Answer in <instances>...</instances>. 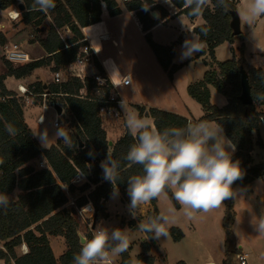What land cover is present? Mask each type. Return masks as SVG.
Returning <instances> with one entry per match:
<instances>
[{
	"label": "trees",
	"instance_id": "1",
	"mask_svg": "<svg viewBox=\"0 0 264 264\" xmlns=\"http://www.w3.org/2000/svg\"><path fill=\"white\" fill-rule=\"evenodd\" d=\"M32 3L33 0H23V3L21 0H0L1 11L24 6L21 22L32 30V42L38 43L47 53V57L43 59L19 66L5 61L6 73L0 76V193L16 196L6 210H0V262L72 264L73 254L80 250L81 238H90L92 234L88 225H82L78 210L91 205L94 209L92 221H96V224L109 217L106 203L112 197L113 185L103 178L100 166L107 153H111L112 158L120 163L117 180L119 190H127L130 176L142 174V166H129L124 160L130 145L136 142L126 123L122 120L119 124L116 119L99 114L102 102L110 98L113 86L111 83L100 85L94 78L106 77L107 72L113 70L112 64L107 63V69L104 70L99 61L94 59L93 67L87 71V78L84 80L69 76L61 84L37 82L28 88L36 95L48 94V104L62 108L61 116L68 122L67 131L76 145L73 148H67L60 140L48 149L43 148L25 123L24 100L18 98L15 92L9 91L4 82L7 77H30L36 70L44 67H50L54 73L69 71L74 67L78 75L76 58L80 49L86 45L82 30L101 22V4L106 5L111 17H118L122 11L116 0H55V8L47 13L28 11ZM174 3L178 10L175 15H184L192 21L201 17L205 22L196 27L194 33L202 45H206L199 57L209 55L211 59L205 63L209 69L203 79L188 87V95L203 109L204 116L200 120L221 125L224 135L236 145L233 160L240 162L242 170V177L232 185L233 195L223 202L227 238L225 258L221 264H236L239 249L233 233L237 219L234 189H245L264 177V161L254 164L252 156L255 146L264 149L259 134L264 111L256 109V106L264 107V99H260L264 96V70L246 64L243 33L233 36L230 23L232 13L237 12L234 0H227L228 10L218 7L216 0H209L199 16L189 14L184 0H174ZM126 9L133 13L158 64L172 81L174 74L182 67L173 65L177 43L170 47L160 46L154 42L151 34L155 26L161 22L166 23L172 16L151 0L126 2ZM153 12H158L159 18L153 19ZM66 28L71 37L62 36V31ZM0 43H5L1 35ZM226 43H240V46L233 50L231 60L217 62L215 50ZM243 69L249 78L253 98L251 106H243L239 99ZM112 78L115 84H121L122 79L117 73ZM210 87L227 99L225 107L219 108L211 103ZM37 100L41 98L35 101ZM136 109L139 117L151 118L154 126L161 131L170 127H183L189 122L188 118L157 108ZM9 126L15 130L14 133L8 131ZM112 128L119 131L124 129L122 136L115 142L108 136V131ZM90 151L93 153L91 156ZM33 163H38V166ZM40 163H45V167L41 168ZM79 174L85 178V183L75 186L72 181ZM164 193L179 210L180 205L173 198L171 190L166 189ZM149 203L153 212L148 214V218L158 216V199ZM170 233L176 241L183 238L178 228L171 229ZM150 235L151 233L146 234ZM59 237L64 239L67 249L62 256L56 258L50 239ZM149 239L152 241L153 238ZM23 245L27 247L26 254L19 253ZM143 245L146 247L147 244ZM139 260L145 264L154 263L153 258L146 260L139 257ZM121 264H132L127 252L121 254Z\"/></svg>",
	"mask_w": 264,
	"mask_h": 264
},
{
	"label": "clouds",
	"instance_id": "2",
	"mask_svg": "<svg viewBox=\"0 0 264 264\" xmlns=\"http://www.w3.org/2000/svg\"><path fill=\"white\" fill-rule=\"evenodd\" d=\"M165 3L175 9L174 0H165ZM208 4L209 0H184V6L192 16L201 15ZM216 4L228 10L227 0H216ZM55 6V0H33L28 11L47 13ZM14 15L20 13L17 11ZM239 15L242 23L250 26L255 35L253 25L264 17V0H244ZM202 50L198 36L190 34L182 44L181 59L193 57ZM117 72L119 70L113 68L110 77ZM260 99H264V96ZM121 106L126 127L136 140L130 145L124 160L129 166H142V174L132 175L127 180L126 191L130 200L128 209L133 218L137 217L136 209L139 206L159 198L166 189L171 190L173 198L181 205L188 219H195L197 212L207 213L218 208L233 195L232 185L242 177V170L240 162L233 160L236 145L224 135L221 125L198 120L189 121L183 127H170L161 131L148 119L128 111L123 101ZM8 131L14 133L15 130L9 126ZM34 135L39 137L41 146L45 148H48L49 139L63 141L67 148L76 146L63 125L57 128L52 138H49L46 128ZM89 155L93 153L90 151ZM100 166L103 178L113 185V192L118 194L120 163L108 152ZM15 197L0 193V210H6ZM169 223L170 217L160 214L140 220L136 227L141 232L151 233L146 240L159 239L162 236L168 237ZM253 226L259 233H264V217L253 222ZM127 233V228L109 229L98 225L90 238H81L80 250L73 254L72 264H113V257L128 251L130 247Z\"/></svg>",
	"mask_w": 264,
	"mask_h": 264
},
{
	"label": "crops",
	"instance_id": "3",
	"mask_svg": "<svg viewBox=\"0 0 264 264\" xmlns=\"http://www.w3.org/2000/svg\"><path fill=\"white\" fill-rule=\"evenodd\" d=\"M151 1L156 2L172 16L171 18H168L166 20V23L161 22L151 30L152 38L154 42L157 43L158 45L163 47H170L174 43H177V47L175 49V57L173 59V65L182 66V67L174 74L172 81L168 79L167 74L160 67L155 55L151 51L148 44H146L147 42L145 40V34L140 30L133 16V13L129 12L126 9L125 1L116 0L122 11V14L119 15L118 17H111L108 13L106 5L101 4V11H102L101 22L97 25L83 29L82 33L84 34L85 38H87L88 41H90V44L93 45L95 50V58L103 66L104 70L107 69L105 66L107 63H111L113 68L119 70V73L117 72V74L118 76L121 77L122 83L118 86L117 90L120 93V98L127 106L128 111L130 112L134 111L139 116V113L136 108L144 107L146 108V110H149L150 108H157L160 110H164L188 118L189 121H193V122L198 121L204 116L203 109H202L203 113H201L200 116L195 117L194 115H192L190 109L188 108V105H186L184 101L188 99L187 98L188 87L192 84L200 82L203 79L204 74L209 69V67H207L205 63L210 62L211 59L209 55L199 57L200 52H198L196 55L188 59H181L180 54L182 51V44L185 41V39L189 38L190 34H195L194 29L196 27L204 25L205 22L201 17H198L192 21L184 15H180V16L175 15L178 12V10L176 8L173 9L172 7H170L169 4L165 3V0H151ZM234 1L237 3V13L239 15L242 12L244 0H234ZM157 18H159V13L157 15ZM181 21L183 22L184 25H182ZM240 23H241V32L244 35L245 62L247 65L258 69L260 68L259 66L264 63L263 61L264 51L260 50V49H264V18L261 17L253 25L255 35H253L252 28L242 23L241 19H240ZM63 33H65L66 38L71 37V33L67 28L62 31V35ZM0 35L3 37L5 41L3 45L0 43V49H1L0 58L3 53L2 52L3 47L5 45H10V44H19L23 51H25L26 48L25 52L30 56L31 62L47 57V53L40 45H38V43L33 45L27 44L28 46H26L25 42L28 43L27 42L28 40H26L27 38H25L26 34L14 38L11 33H8V29H6L3 26H0ZM102 36L105 37L103 40L100 39V37ZM21 38L23 39V41H25L24 44H22L23 42L19 40ZM16 41H19L20 43ZM31 46L35 48L36 47L39 48L40 54L33 55L35 58H32L31 53L34 52H32V50L29 48ZM239 46L240 43H236L234 45L226 43L219 46L215 50V56L217 62H224V61L226 62V60L229 61L228 59L233 58V50H237ZM40 49L42 51H40ZM202 49H206V45H202ZM221 49H223V52H221ZM29 50H31V53L29 52ZM13 65L19 66L16 64ZM44 68H49L51 70L50 67H44ZM44 68L36 70L30 77L24 79L7 77L4 82L5 86L9 91L15 93L17 92L19 86L29 88L31 85H34L39 81H42V78L47 75L45 74L46 70H43ZM62 71H59V73H61ZM67 72L69 73V76L73 77L71 70ZM5 73L6 71L0 72V76L4 75ZM42 73L43 75H41ZM54 74L55 73L53 72L51 83H54ZM69 76H66L65 79H62V83L66 82ZM181 77L183 78L181 79ZM213 91H214L213 87H210L211 103L219 108L225 107L228 103L227 99L221 94H215L214 96ZM181 94L184 97V99H182ZM190 105H193L192 102H190ZM256 109L257 110L264 109V107L256 106ZM31 113H34V110ZM28 117L31 119L30 113L24 110L25 123L28 125V127L30 128V130L34 135V133L37 132L36 130L37 127L35 129L31 127ZM119 117L121 118V120H124V122L126 123V118L122 106H120L119 108ZM143 118L148 119L154 125V122L151 118L145 116ZM35 123L36 125H38L36 120ZM263 125L264 124H261V126ZM38 126L41 127L40 125ZM122 134H123L122 131H119L115 128H112L108 131L109 139L113 142L117 141L122 136ZM34 137L41 145V141L39 137L37 135H34ZM254 137L256 138V136ZM56 142H57L56 139H51L50 141H48V148L55 145ZM255 155L256 152L254 150L252 153L253 161L254 164H258L261 161L256 162ZM260 180H264V177L256 180L253 184H255L257 181ZM253 184L246 187L245 189L248 190L251 189ZM116 195L119 196L124 208V214L116 215L118 216L117 220L119 221L118 227L121 229L127 228L128 232L132 231V233H137L139 235L141 234L140 241L142 245L144 243L147 244L146 247H144V245L143 247L148 248V247H152L153 245V247L151 248V250H153L154 247L159 245L158 239L153 238L152 241L150 239L146 240L147 237L146 234L144 232L139 231L136 227L137 224L135 223L137 219L138 220L145 218L148 219V214L153 212V207L151 206V204L148 202L146 204H142L141 206H139L136 209V216L137 217L139 215L140 216L138 218L137 217L133 218L130 215L128 209L130 200L127 191L125 190L123 192L119 190L118 194H115L113 192L112 197ZM164 195L165 193L161 194V196L157 198L158 215L161 214L159 204H160V200L163 199L165 200ZM110 200L106 203V209L109 217L108 219H104L100 221L98 225H103L114 219V215L110 213L108 209ZM263 201H264V192L262 194V202ZM174 213H176V215L179 216L178 219L180 220L178 226L179 229L181 228L182 224H186L185 222H187L184 221V218H186V220H190L186 217L181 205L179 210L175 208ZM202 214H204V212L196 213L195 217ZM236 214H237V219L233 226V231L235 234H236L235 232L236 228L239 227L237 226L239 222V214L238 213ZM98 225L96 224V227ZM183 236L185 235L183 234ZM246 240H248L247 235H246ZM196 243L198 244L199 242ZM50 244L56 258L62 256L67 249L64 239L60 237L51 238ZM238 244H241V242L238 241ZM23 246L27 249L25 245ZM23 246L21 247L22 253H23ZM1 247H2V243L0 242V248ZM242 249L243 247H240L239 253H244ZM127 253L129 254V252ZM129 256L132 260V264H136L130 254ZM139 257H142V255L140 254L137 257V260H139ZM140 262H139L140 264L144 263L142 261ZM221 262L222 261H219L217 263L216 260H214L212 257H209L204 261H199L198 264H221ZM184 263L190 264L186 261ZM1 264H3V262H1ZM113 264H121V255H119L117 259H113ZM153 264H156V262L154 261ZM191 264H196V263H191Z\"/></svg>",
	"mask_w": 264,
	"mask_h": 264
},
{
	"label": "rangeland",
	"instance_id": "4",
	"mask_svg": "<svg viewBox=\"0 0 264 264\" xmlns=\"http://www.w3.org/2000/svg\"><path fill=\"white\" fill-rule=\"evenodd\" d=\"M11 10L12 9L3 12H1L0 10V26H3L6 29H8V33H11L14 38L26 34L27 37L25 36V38H27L26 40H28L27 41L28 43L23 41L22 38L19 39L21 42H23L22 44H24L25 42L26 46L37 44L32 42L34 38L33 32L30 28H28L21 22V18L16 22H13L9 19L8 12H10ZM62 36L66 38L65 33H63ZM29 48L32 50V52L35 53V54L31 53V50H29V52L32 55V58H35L33 55L40 54L39 48L37 47L35 48L33 46ZM40 51L42 50L40 49ZM221 52H223V49H221ZM0 54H1V49H0ZM231 59L232 58L228 60ZM263 61H264V57H263ZM4 62L5 59L3 58V53H2V56L0 58V67H1L0 72L6 71V66ZM43 70H46L45 74L47 75L46 76L44 75L45 77H43L42 81L39 82L51 83L53 72H51L49 68H44ZM61 73H62V79H65L66 76H69V73L67 71H62ZM41 75H43V73ZM182 78L183 77H181V79ZM213 90H214L213 91L214 96L215 94H219L214 88ZM187 96H188L187 100L189 101L185 100L184 103L188 105V108L190 109L192 115H194L195 117L200 116L201 113H203L202 107L196 101H194L188 94ZM181 97L182 99H184L182 94ZM190 102H192L193 105H190ZM24 110L30 113L31 119L29 117L28 119L31 127L34 129L37 127L36 128L37 132L38 131L43 132V130L46 128L48 130L49 138H52L57 130L56 128H54V121L58 120L60 122H63L64 120L63 117L58 116L57 112H55L51 108L42 110L41 100H37L34 106L26 105ZM33 110L34 113H31ZM258 111L262 112L264 111V109H258ZM42 112L45 114L47 118V122L44 125H40L41 127H39L38 125H36L35 120ZM116 120H117L116 122H118L119 124L122 123L120 117ZM262 124H264V121L262 122ZM67 128L68 127L65 126L66 130ZM123 131L124 129L122 128V132ZM259 134L264 144V125L261 126ZM50 140L51 139H49L48 141ZM254 150L256 152L255 155L256 162L264 161V149H260L259 147L255 146ZM33 164L38 166V163H33ZM263 192H264V180L257 181L255 184L252 185L251 189L249 190L241 189L239 187H236L234 189L235 211L236 213L239 214V222L237 224V226L239 227L236 228L235 231L236 234L234 233V231L233 233L235 234L234 236L236 239L238 249H240V247H243L242 250L244 251V253H247L249 256L247 259V264H264V233H259L253 226V222H256V220L261 217H264V201L262 202ZM164 196H165V200L164 199L160 200L159 205H160L161 214L170 217V223L168 225L169 235L168 237H164V236L160 237L158 239L159 245L154 247L153 250H151L153 245L152 247H148V248L143 247L140 241L141 234L139 235L137 233H132V231L128 232L127 234L130 239V247L127 252H129L135 263L136 264L141 263L140 260H137V257L140 254L142 255V258L146 260L149 258L150 259L153 258L156 264H178L179 262L182 261L184 262L186 261L190 264L191 263L198 264L199 261H204L209 257H212L214 260H216L217 263L219 261H223L226 253L225 241L227 238L224 229V215H225L224 203L221 204L218 208H215L202 215L196 216L195 219L186 220V218H184V221H187L188 224L187 222H185L187 225L182 224L181 228L179 229L178 226L180 220H178L179 216H177L176 213H174L175 207L168 198V196L166 194ZM108 209L109 212L114 215V219L112 221L103 224V226L109 229L119 228L118 227L119 221L117 220L118 216L116 215L124 214V208L118 195L111 198ZM91 217H92L91 214L84 215L81 218L82 225L87 226L88 224L92 223L93 221L91 220ZM140 220H147V218L139 219V220L137 219L135 223L138 224ZM173 228H178L180 232L185 235L180 241H176L171 235L170 230ZM178 234L179 232L176 233V235ZM246 235L248 236L249 241L246 240ZM238 241H240L241 244H238ZM196 242L199 243L197 244ZM19 253H22L21 249H19ZM118 257L119 256H115L113 257V259H117ZM235 262L237 264L236 259Z\"/></svg>",
	"mask_w": 264,
	"mask_h": 264
},
{
	"label": "built area",
	"instance_id": "5",
	"mask_svg": "<svg viewBox=\"0 0 264 264\" xmlns=\"http://www.w3.org/2000/svg\"><path fill=\"white\" fill-rule=\"evenodd\" d=\"M125 2H131L133 0H123ZM19 12L20 15L16 16L14 15V13ZM8 17L11 21L16 22L18 20H20L21 18V12L17 7H14V9H12L10 12H8ZM105 37H100V39H104ZM83 42L86 43V45H84L79 53L78 56L76 58V62L75 65L77 66V68L79 69V73L78 75L75 73V69L74 67L70 68L72 74L74 77H78L81 80H84L85 78H87V71L93 67L94 64V59L95 58V50L93 45L90 44V41H88L87 38H85L83 40ZM3 58L5 59V61L10 62L12 64H16V65H22V64H26L31 62V58L30 56L22 50L21 46L19 44H10V45H5L3 47ZM259 69H264V63L262 65L259 66ZM98 84L100 85H105L107 83H111V85L113 86V89L111 91V95L110 98L107 101L102 102V106L99 110V114L102 116H110L113 119H118L119 118V108L122 105V99L120 98V93L118 92V86L120 84H115L112 76L110 77V74L107 72V76L106 77H95L94 78ZM54 83L55 84H61L62 83V74L57 72L54 74ZM122 83V82H121ZM17 97L18 98H22L24 100L25 106H34L35 105V100L37 98H41V102H42V110H45L47 108H51L53 109L55 112V106H50L48 104V94H42V95H36L33 94L29 91L28 88L23 87V86H19L18 90L16 92ZM62 117V116H60ZM262 122L264 121L263 119H261ZM36 122L38 125H44L47 122V118L45 116V114L42 112L36 119ZM64 125L66 127L69 126L68 122H66L65 120H63V122H60L58 120L54 121V128H58L59 126ZM39 166L41 168L45 167V163H40ZM85 183V178L79 174L77 175L74 180L72 181V184L75 186H80L82 184ZM86 214H91V220L93 218L94 215V209L91 205H87L83 208H81L80 210H78V215L82 218L84 215ZM89 228L91 229L92 227V223L88 224ZM91 231L93 232V230L91 229ZM28 252V250L23 246V254H26ZM247 259H248V254L246 253H239V255H237L236 260H237V264H247ZM1 264V262H0Z\"/></svg>",
	"mask_w": 264,
	"mask_h": 264
},
{
	"label": "water",
	"instance_id": "6",
	"mask_svg": "<svg viewBox=\"0 0 264 264\" xmlns=\"http://www.w3.org/2000/svg\"><path fill=\"white\" fill-rule=\"evenodd\" d=\"M18 9L20 10V12L24 11V6L23 5H19ZM158 13L157 12H153L151 14V17L153 19L157 18ZM231 29L233 31V36H239L242 32H241V23H240V18L237 12H233L232 13V21L230 23ZM241 88H242V93L240 96V101L243 104V106H251L253 105V98L251 95V88H250V84H249V78L248 75L246 74L245 70L243 69L241 71ZM55 110L58 114V116L62 115V108L55 106ZM82 147V144H81ZM96 228V221L93 222L91 229L94 230Z\"/></svg>",
	"mask_w": 264,
	"mask_h": 264
}]
</instances>
